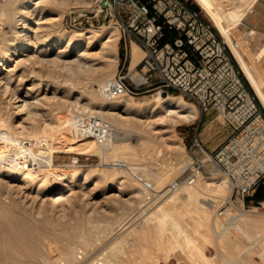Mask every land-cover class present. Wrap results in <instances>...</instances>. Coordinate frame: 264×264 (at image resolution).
Here are the masks:
<instances>
[{
	"label": "rangeland",
	"instance_id": "rangeland-1",
	"mask_svg": "<svg viewBox=\"0 0 264 264\" xmlns=\"http://www.w3.org/2000/svg\"><path fill=\"white\" fill-rule=\"evenodd\" d=\"M93 1L34 0L25 10V0H0V12L5 11L0 14V58H6L0 65V119L13 134L0 128V140L7 137L20 143L35 134L41 136L37 139L47 138L51 125L68 122L72 114H96L115 128L107 148L94 141L96 152L54 153L55 167L81 174L70 183L72 193L62 203L48 199L58 187L55 178L49 177L53 186L46 190L34 180L19 182L0 171V264H264V207L245 202L250 208L244 210L242 198L222 173L199 176L193 183L184 181L196 133L207 151L229 136L223 116L214 108L202 112L172 90L168 94L182 96L196 115L181 118L163 110L154 98L161 88L135 97L125 95L130 105L126 108L117 106L116 98L105 97L102 84L120 71L135 72L144 52L136 42H128L125 51L124 38L114 25H90L88 19L89 23L73 26L69 10ZM187 1L213 24L218 38L230 44L231 63L264 115V105L233 54L232 43L238 41L245 48L248 62L255 60L258 76H264V60L247 48L238 26L230 42L197 0ZM230 1L243 9L250 0ZM20 14L26 20L16 17ZM222 23L227 25L226 20ZM29 24L34 29L25 51V45L18 43L21 30ZM108 29L115 34L113 45L95 36ZM66 37H72L71 44ZM131 46L139 49L140 57L134 61ZM25 98L30 105L17 112ZM75 154L80 158L77 165L72 164ZM113 160L125 161L155 181L157 196L148 199L141 184ZM45 169L42 166L34 173L47 177ZM219 179L226 183L221 192L214 183ZM175 181L179 185L172 188ZM189 188L195 189L193 194H184Z\"/></svg>",
	"mask_w": 264,
	"mask_h": 264
},
{
	"label": "built area",
	"instance_id": "built-area-1",
	"mask_svg": "<svg viewBox=\"0 0 264 264\" xmlns=\"http://www.w3.org/2000/svg\"><path fill=\"white\" fill-rule=\"evenodd\" d=\"M67 15L75 27L86 20L89 23L88 19H92L90 25H114L124 38L125 51L128 42H136L144 52L135 72L120 71L101 87L105 97H135L158 88L162 92L176 90L202 112L214 108L223 116L231 131L229 136L222 145L207 151L197 132L190 145L191 162L183 171L184 181L225 174L233 192L242 198L243 209H249L246 198L264 184V115L255 96L244 87L240 71L231 63L229 44L218 38L213 24L202 17L200 10L187 0H94L87 7L70 9ZM69 121L77 139L92 138L104 148L111 143L115 128L101 116L72 114ZM41 145L45 146L44 142ZM16 156L20 165H43L28 153ZM79 161V154H75L72 164ZM112 163L140 183L148 199L157 196L154 184L133 166L122 160ZM178 185L175 181L172 188ZM260 204L264 207V202Z\"/></svg>",
	"mask_w": 264,
	"mask_h": 264
},
{
	"label": "bare ground",
	"instance_id": "bare-ground-1",
	"mask_svg": "<svg viewBox=\"0 0 264 264\" xmlns=\"http://www.w3.org/2000/svg\"><path fill=\"white\" fill-rule=\"evenodd\" d=\"M33 1L34 0H25L24 5H23L25 10H26V8H29V5L31 3H33ZM197 1L209 13V15H211L213 20L219 26L221 32L225 35V37L230 42H233L232 41V33L234 31H236V27L241 22L243 16L252 7L253 3L255 2V0H250L248 2V4L246 3L245 8L241 9L242 8L241 7L240 9H237L234 7V4H232L230 0H197ZM10 6H12V5H10ZM19 11H21V10L19 9ZM4 12L1 11L0 14L3 16V15H5ZM21 16L22 15L20 14V15H17L16 17H20L19 19L21 20V19H23V17L21 18ZM24 20H26V19H23L21 21H24ZM223 20L227 21V25H224L222 23ZM0 23H2L1 19H0ZM21 23H23V22H21ZM33 29L34 28H33L32 24H29V25H27V27L25 26L24 29L21 30V35L23 37H22L21 41H19L18 45H25V47H26L25 51L29 50V48H28V46L30 47L29 32L32 31ZM87 32H90V31H87ZM81 35H85V32L81 33ZM95 36L98 39L107 38V42L112 43V45L116 43V42L114 43V41H116V40H114L115 34H113V32L109 29L102 32V33L99 32V33L95 34ZM64 39L68 40L69 44H71L72 37H66ZM240 47H241V44L237 41V44L232 43L231 49L233 51V54L235 52L234 55L236 56V59L238 60L242 70L244 71V73L247 76V78L249 79L251 85L255 89L257 96L259 97L260 101L264 105V76H258L256 74V71L254 70L255 66L253 65V64L257 65L255 63V60H252L253 64L248 62V60L243 55V50L245 48L243 47L244 49L242 50V48H240ZM137 50H139V49H137V47L134 48L133 61H134V59L136 60L140 57V56H138ZM25 54H26V52H23V55H25ZM5 61H6V58H0V65H4ZM102 85H104V84H102ZM52 86H53V84H52ZM49 87H50V85H49ZM124 96L125 95H119V96L115 97L117 99L116 105L121 107V108H126L129 105L128 100ZM154 98L159 102V104L163 108V110L165 109V110L169 111L170 113L177 114L181 118H190V117H194L196 115V113H195L196 111L194 110L195 111L194 112L193 110H190V107L187 105L188 103H186V101L183 99L182 96H175V95H171V94L163 95L162 91H157L156 93H154ZM109 99H113V98H109ZM30 103L31 102H29L28 98L21 100L20 104L17 105L19 108L17 110V112H21L23 109L27 108L30 105ZM158 107H159V105H158ZM108 108H110V107H108ZM129 108H131V107H129ZM107 111H108V109H107ZM108 112H110V111H108ZM7 124L5 123L4 120L0 119V128L2 130L6 131V133H8L7 135L12 136L13 135L11 133L12 130H11V132L9 131V126H7ZM51 126H53V125H51ZM51 126H50V129H51L50 132H49V130H47L49 132L48 135L46 134L47 138L43 137L44 139L43 138L37 139V138H41V136H39L38 134H35L36 135L35 137L27 138V140H28L27 143L23 142L24 138L19 143V142H15V140L11 141L7 137L2 136L3 138L0 140V171H2V169H3L4 171H2V173L4 172L5 176L14 178L15 180H17L19 182L27 183V182H29V180H34L36 182V184L39 185V188L42 187L46 190L51 189L53 186V184H51V182L49 183V181H48L49 177L53 178V179L55 178L54 180L56 182L54 183V185H58V187H56L55 189H52V191L49 194L48 199L57 204L58 202L62 203L64 200H66V198H68V196L72 193V186L70 183L73 182L74 180H76L77 178H79L81 176V174L78 170H71V171L63 172V170L55 167L54 161H53L54 153H56V152H72L74 149H81L80 153H86V152L89 153V152H94V151L96 152L99 150L98 147L100 148L102 146L97 145L98 147H96L94 140L92 138H84V139H78L77 140L75 131L72 130V126L69 123V121L68 122H65V121L60 122L56 127L51 128ZM45 131H44V133H45ZM33 133H35V132L33 131ZM36 139H37V141H35ZM18 141H20V140H18ZM4 142H7L6 146L4 145ZM42 142H44L45 146L41 145ZM38 148H40V149L42 148V150H38ZM61 149H63V150H61ZM38 151H40L42 153L46 152L49 155L48 156L47 155H40V154H38L39 153ZM20 152L28 153L32 157H34L36 160L41 161L43 163V165L46 166L45 175L46 176L48 175V176L43 177V176H39L38 174H36L37 172L34 173L37 170H41V167L43 166L42 164H40L39 168L31 167V166L25 165V164L20 165L16 160L17 159L16 155H19ZM224 180L219 179L216 182H214L215 185L218 186L216 188L217 192H218V190L220 191L224 188V187H222V185H224V183H225ZM154 182L155 181H153V183ZM193 182H195V180L192 181L191 183H193ZM194 188H196V187H194ZM194 188L187 189V191L184 194H187V195L193 194V192L195 190ZM216 189H214V190H216ZM248 220H250V219L248 218Z\"/></svg>",
	"mask_w": 264,
	"mask_h": 264
},
{
	"label": "crops",
	"instance_id": "crops-1",
	"mask_svg": "<svg viewBox=\"0 0 264 264\" xmlns=\"http://www.w3.org/2000/svg\"><path fill=\"white\" fill-rule=\"evenodd\" d=\"M239 33L247 48L264 60V0H255L238 25ZM134 48L130 54L133 58Z\"/></svg>",
	"mask_w": 264,
	"mask_h": 264
},
{
	"label": "trees",
	"instance_id": "trees-1",
	"mask_svg": "<svg viewBox=\"0 0 264 264\" xmlns=\"http://www.w3.org/2000/svg\"><path fill=\"white\" fill-rule=\"evenodd\" d=\"M172 91H176V90H172ZM262 201H264V184L259 185L254 190L252 195H250L246 198L247 204H251V203L259 204Z\"/></svg>",
	"mask_w": 264,
	"mask_h": 264
},
{
	"label": "water",
	"instance_id": "water-1",
	"mask_svg": "<svg viewBox=\"0 0 264 264\" xmlns=\"http://www.w3.org/2000/svg\"><path fill=\"white\" fill-rule=\"evenodd\" d=\"M168 92L166 90L163 91V95H167Z\"/></svg>",
	"mask_w": 264,
	"mask_h": 264
}]
</instances>
